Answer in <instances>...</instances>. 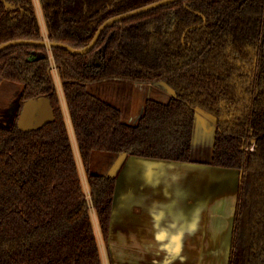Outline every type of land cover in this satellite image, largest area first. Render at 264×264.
<instances>
[{
    "label": "trees",
    "instance_id": "trees-1",
    "mask_svg": "<svg viewBox=\"0 0 264 264\" xmlns=\"http://www.w3.org/2000/svg\"><path fill=\"white\" fill-rule=\"evenodd\" d=\"M40 1L48 38L34 0H0V45L48 39L82 49L107 19L158 0ZM110 80L126 102L90 90ZM4 82L21 95L17 119L24 101L48 96L55 120L32 131L17 119L0 127V264H104L91 203L108 246L118 177L95 171L96 152L110 164L126 152L240 170L229 264H264V0H179L117 21L85 54L14 45L0 52ZM133 82H164L174 95L148 97L128 122ZM199 114L216 125L214 141L201 145ZM254 141L255 151L243 149Z\"/></svg>",
    "mask_w": 264,
    "mask_h": 264
},
{
    "label": "crops",
    "instance_id": "crops-1",
    "mask_svg": "<svg viewBox=\"0 0 264 264\" xmlns=\"http://www.w3.org/2000/svg\"><path fill=\"white\" fill-rule=\"evenodd\" d=\"M34 1L43 34L45 38H48L41 1ZM56 84L81 171L80 166H83V163L67 103L65 99H62L63 88L61 91L57 81ZM172 94L171 90L170 95L172 96ZM210 137L208 142H211L213 138L212 135ZM185 169L195 172V175L203 179L201 184L204 185V190L195 196L191 195L187 199L189 209L186 207V210L179 215L178 200L170 191L174 189L175 181L170 178L161 180H156V178L161 171L175 174L180 171L184 172ZM135 170L138 173L137 182L126 181L125 179L131 180V174ZM212 171L214 172L211 173ZM218 171L192 164L154 159L133 158L127 160L125 166L122 167V197L120 202H117V198L114 202L108 246L104 242L100 223L91 203L93 221L104 264H229L232 249V228L239 189H234L231 195L229 192L218 194L216 200L220 201L215 203L214 211L216 212H213L212 209L215 199H210V193L217 183L228 186L231 179L235 178L238 173L234 170ZM146 172L153 174L146 175ZM221 172L223 174L220 175ZM195 186H199V184L197 183ZM184 189L187 191L192 188H188L186 184ZM85 190L90 195L89 188L87 191L85 186ZM222 201L225 202V208L228 209L227 214L221 213ZM119 203L120 212H117ZM223 211L225 212V209Z\"/></svg>",
    "mask_w": 264,
    "mask_h": 264
},
{
    "label": "rangeland",
    "instance_id": "rangeland-1",
    "mask_svg": "<svg viewBox=\"0 0 264 264\" xmlns=\"http://www.w3.org/2000/svg\"><path fill=\"white\" fill-rule=\"evenodd\" d=\"M53 74L54 77L60 86V90L62 88V82L59 74V70L56 66V64L53 62ZM96 84V85H95ZM90 85V90L93 93H97L98 95L105 96L107 99H121V103L126 102V97L125 94L123 95V91L120 89V85L117 82V80L113 81H105L102 83H95ZM129 84L130 87V98H132V103L131 106L133 105V108H131V114L129 117H127L125 120L128 122H136L138 118L142 115L144 111V102L147 99V97H154L157 99H160L162 101H168L171 98V90L170 87L164 83H139V82H133V83H127ZM62 91V90H61ZM173 91V90H172ZM62 95V94H61ZM174 95V92H173ZM19 94L16 93L15 91V86L10 84L9 82H4L3 84L0 85V127H11L15 123V116L18 111H16L15 106L19 103ZM62 99L64 100V94L62 95ZM206 117V116H205ZM206 126L203 125V123H199V128L197 125V134H196V139L195 143L198 145L204 144V143H209L210 139L209 137H205V135L208 134L206 127H208L209 131H211V135L213 136V133L216 130V125L215 123L208 117H206ZM212 141V140H211ZM109 154L102 153V152H96L95 153V171L100 172V173H105L109 174L112 168V164L108 161L109 159ZM81 167V172H82V178L83 182L88 190V183H87V176L85 173V169L83 166ZM155 168V167H154ZM142 173V172H141ZM146 175H152L151 173H145ZM132 178L131 180L125 179L128 182H137V170L131 174ZM118 177V191L116 194L117 202H120L122 193H121V185H122V168L120 171L117 173ZM170 178L171 180L175 181L174 184V189H171L170 191L174 193L176 196V200H178V212L179 215L181 214L182 211L189 209V205L187 202V199L189 197L195 196L197 193H200L201 191L204 190V185L202 186L201 181L203 180L201 177L198 175H195V172H191L190 170H186L184 172H177L175 174H171L170 172H164L161 171L158 175V178L156 180H161V179H166ZM153 180V179H152ZM205 181V180H204ZM198 183L199 186H195ZM187 184L188 188H192L190 190L184 189V185ZM195 184V185H194ZM216 188H214L213 193L210 195V199L214 200V204L212 205L213 212L214 209L216 208L215 203L219 202L220 200H216V192L221 189L222 184H215ZM233 191H230L229 194L231 195ZM203 198V196H202ZM218 199V198H217ZM116 202V199H115ZM227 202V201H226ZM185 204V206H184ZM226 204L225 202H221L220 208H221V213L222 214H227L228 209L225 208ZM225 209V212L223 211ZM120 212V203L118 205V210L117 212ZM236 211V210H235ZM94 212V210H93ZM95 213V212H94ZM196 214V213H195ZM211 223V222H210ZM211 225V224H210ZM222 228V227H221Z\"/></svg>",
    "mask_w": 264,
    "mask_h": 264
},
{
    "label": "water",
    "instance_id": "water-1",
    "mask_svg": "<svg viewBox=\"0 0 264 264\" xmlns=\"http://www.w3.org/2000/svg\"><path fill=\"white\" fill-rule=\"evenodd\" d=\"M179 0H158L155 1L153 3H150L148 5L136 8L134 10L119 14V15H115L109 19H107L106 21H104L100 27L98 28L93 40L90 42L89 45H87L85 48L82 49H77L74 48L72 46H70L69 44L63 43V42H54V41H50L48 39H43V40H28V39H19V40H12V41H8V42H4L0 45V52H2L4 49L14 46V45H20V44H29V45H38V46H46L47 48H53V47H61V48H65L68 51H70L73 54H85V53H89L91 50L94 49V47L96 46L97 42L99 41L101 35L103 34V32L105 31L106 28H108L109 26H112L113 24H115L117 21H121V20H125L131 17H134L136 15L148 12L150 10L159 8L161 6L176 2ZM6 6L7 7H13L12 4L6 2ZM97 60H99V57H97ZM21 106V95L19 96V103L15 106L16 111H18L20 109ZM18 116V112L16 113V119ZM55 120V111L51 102V99L48 96H39V97H35V98H30L27 99L26 101L23 102L19 117L17 119V125L21 130L24 131H32V130H38L40 128H42L44 125L52 122ZM198 124L203 123L204 126H206V118L203 115H198V120H197ZM206 130L209 131L208 127H206ZM216 133V131H215ZM133 158H144V157H139V156H135V155H128V153L123 152L120 153L115 160L112 163V168L111 171L109 172V175L116 177L118 171H120V169L122 167L125 166L127 160L129 159H133ZM144 159H150L153 160L152 158H144ZM154 160H161V159H154ZM161 161H166V162H175V163H185V164H192V165H196L199 167H202L204 169H210V170H220V171H225V172H229L231 170H234L235 172H237L236 177L231 179V182H229V185L227 186V184H222V187L220 190H218L216 192V195L218 196V194L224 192H230V191H234V189H239V185H240V181L242 180L243 177V172H241L238 169H233V168H223V167H216V166H209V165H201V164H194V163H186V162H177V161H169V160H161ZM214 171H212L211 173H213ZM219 172V171H218ZM217 172V173H218ZM220 173L223 174V173ZM211 176V175H210ZM118 180V178H117ZM118 182H117V189H116V194L118 191ZM216 188V187H214ZM214 188L212 189V192L210 193V195L213 193ZM116 199V196H115ZM233 230V228H232Z\"/></svg>",
    "mask_w": 264,
    "mask_h": 264
},
{
    "label": "flooded vegetation",
    "instance_id": "flooded-vegetation-1",
    "mask_svg": "<svg viewBox=\"0 0 264 264\" xmlns=\"http://www.w3.org/2000/svg\"><path fill=\"white\" fill-rule=\"evenodd\" d=\"M207 120V119H206ZM15 121H16V117H15ZM216 131V130H215ZM208 132V134L207 135H209V136H207V137H209L208 139H211V131H207ZM214 136H215V132L213 133V138H212V141H214ZM206 137V136H205ZM252 146H254V149L252 150L251 149V147ZM255 148H256V142L254 141L252 144H249V143H247V145H245L244 147H243V149H245V150H247V151H255ZM243 178V177H242Z\"/></svg>",
    "mask_w": 264,
    "mask_h": 264
},
{
    "label": "built area",
    "instance_id": "built-area-1",
    "mask_svg": "<svg viewBox=\"0 0 264 264\" xmlns=\"http://www.w3.org/2000/svg\"><path fill=\"white\" fill-rule=\"evenodd\" d=\"M251 149L253 150L254 149V146H252Z\"/></svg>",
    "mask_w": 264,
    "mask_h": 264
}]
</instances>
